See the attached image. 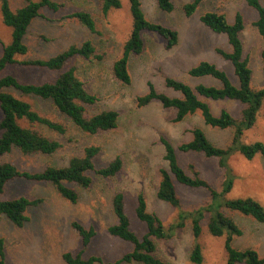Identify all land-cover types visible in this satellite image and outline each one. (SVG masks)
I'll return each mask as SVG.
<instances>
[{"label": "rangeland", "instance_id": "1", "mask_svg": "<svg viewBox=\"0 0 264 264\" xmlns=\"http://www.w3.org/2000/svg\"><path fill=\"white\" fill-rule=\"evenodd\" d=\"M53 1L63 7L56 13L48 9L40 11V17L32 21L25 36L24 43L28 52L25 56H17L16 60H46L71 45L79 46L85 41H90L95 48V55L99 58L75 59L66 68L75 66L76 74L87 90L97 96L98 100L89 108V113L116 111L117 127L112 131L90 136L64 121L68 132L62 137L45 128H38L45 136L61 143L57 152L51 156H23L14 150L9 155L0 157V164L11 163L18 170L30 173L41 171L47 166L61 168L67 166L70 158L80 155L84 147L93 145L100 148V153L94 160L96 169L107 165L115 157L122 160V169L111 179H102L92 173L93 184L89 189L74 184L68 185L78 195L75 204L63 199L55 188L47 183L24 179H14L7 183L0 195V201L25 197L38 201V204L27 208L25 215L28 221L21 228L13 226L5 217H0L4 261L5 264H65L62 260L63 254H77L82 249L81 239L72 227V223L76 222L85 228L92 227L95 231L83 258L95 256L105 262H113L132 250L130 244L107 233V228L116 223L111 205L114 194L124 195L125 213L132 231L139 237L146 233L145 225L135 216L136 198L139 194L143 195L148 212L156 214L165 227L176 223L177 210L156 198L158 170L167 167L160 139L167 140L176 149L180 144L188 142L191 139L189 131L198 127L204 131L211 143L224 148L228 145L232 133L230 130L220 131L206 126L198 113L175 123L174 111L164 109L155 101L145 107H139L136 99L148 92L149 84L158 93L170 98L179 97V93L166 88L165 78L179 81L191 88L198 85L219 87V82L210 77L193 78L188 75V71L201 62L215 65L237 85L232 66L215 52L216 48L226 52L230 50L226 36L212 33L201 24L200 17L205 12L224 14L229 23L233 22L236 13L242 15L245 26L240 39L244 56L248 59L252 71L254 89H260L264 85L261 58L264 42L252 26L257 15L246 4V0H206L190 17L184 15L183 6L192 0H171L174 6L171 13L160 11L154 0H139L146 19L175 30L178 43L167 50L165 40L155 34L143 32V51L130 57L128 70L131 82L124 85L114 79L112 65L121 56L122 47L131 30L128 1L120 0L121 7L111 10L106 16L102 15L99 2L95 0ZM259 1L264 5V0ZM8 2L13 11L25 4L23 0ZM80 10L91 15L95 22V33H90L76 19L67 18L74 11ZM9 42L10 29L2 23L0 14V56L2 46ZM60 73L14 64L7 66L1 76L11 75L25 84H42L55 80ZM8 91L31 103L41 114L63 120L48 103L21 97L13 90ZM206 102L215 116L221 109H225L234 118H239L242 110V105L235 101ZM255 142L264 143V101L257 113L255 124L246 130L240 139L243 145ZM176 154L179 165L187 173L190 172L189 166L193 165L215 190L220 189L224 174L216 159L178 151ZM228 167L234 178L233 187L226 198L250 197L264 207V159L257 155L248 161L240 154H234L228 159ZM176 192L183 211L205 206L209 200L207 192L185 188L179 184H176ZM232 217L242 231L240 237L234 238L233 247L238 250L252 249L263 258L264 224L239 214H232ZM201 228L198 238L201 264H226L225 236L209 235L205 222L201 223ZM154 242L156 254L165 264H193L189 260L193 244L189 219L171 238Z\"/></svg>", "mask_w": 264, "mask_h": 264}, {"label": "trees", "instance_id": "2", "mask_svg": "<svg viewBox=\"0 0 264 264\" xmlns=\"http://www.w3.org/2000/svg\"><path fill=\"white\" fill-rule=\"evenodd\" d=\"M24 6L16 10L10 8L8 0H0V14L2 23L10 29V42L2 46L0 56V157H4L16 150L23 156L44 155L51 156L61 148L58 140L45 136L38 128H45L57 136H65L68 132L67 124L71 123L80 132L94 136L114 130L117 127L118 113L113 110L90 114L98 98L90 93L85 84L76 74L75 66L67 65L75 59L90 60L99 58L95 55V48L90 41L79 46L71 45L63 52L46 60H29L18 62L17 56H25L28 48L24 43L25 36L32 21L40 17L42 9L58 12L63 5L53 0H23ZM99 2L101 13L106 16L111 10L121 7L120 0H95ZM131 17V30L128 39L122 47L121 56L112 65L114 79L124 85L131 82L128 64L132 55L142 53L144 41L143 32L157 35L165 40V48L172 49L178 43L177 32L172 28L151 22L146 19L139 0H127ZM157 8L164 13H171L174 6L171 0H154ZM206 0H192L183 6L186 17L192 16L199 5ZM246 4L256 12L257 19L252 23L257 34L264 42V5L259 0H246ZM67 18L76 19L90 33L96 32L95 22L86 11H74ZM201 24L209 31L225 35L230 50L226 52L216 48L215 52L232 66L237 85H234L224 71L208 62H201L188 71L193 78L210 77L219 82V87L198 85L194 88L165 78L166 88L179 93V97L170 98L156 92L149 84L148 92L136 99L139 107H145L151 102H158L164 109L174 111L173 122H182L185 118L196 113L200 115L204 124L220 131L230 130L231 138L228 145L220 148L211 143L201 128L195 127L189 131L191 139L175 149L167 140L161 138L164 149L166 168L158 170L159 182L156 189L157 200L168 204L177 210L176 223L165 227L158 216L148 212L146 201L142 194L137 195L135 216L145 225L146 233L139 237L132 231L129 219L124 209V195L116 193L111 199L112 211L116 223L107 228L109 236L117 238L132 246V250L113 262H105L100 257L83 258V253L95 236L92 227L85 228L79 223H72V227L79 235L82 249L77 254L65 253L62 260L65 264H165L156 254L155 240L171 238L176 230L185 226L190 220L193 244L189 260L193 264H201L202 255L198 238L201 234V223L205 222L209 235L213 237L225 236L224 251L226 264H264L252 249L238 250L233 247V240L242 235V231L235 222L232 214L252 219L264 224V207L253 198L227 199L226 195L233 187V175L228 167V159L234 154H240L250 161L259 155L264 159V143L255 142L249 145L240 143L246 130L256 121L257 113L264 101V85L260 89L252 87V71L248 59L244 56L240 34L245 22L240 13H236L232 23L227 21L224 14L205 12L200 17ZM262 58V72L264 75V53ZM20 64L42 68L53 72H61L59 76L42 84H25L11 75L1 76L7 66ZM8 90L17 92L21 97L32 98L41 103H48L50 107L63 119L48 117L38 112L31 103L14 96ZM235 101L242 105L239 118H234L227 110L221 109L217 116L213 115L206 101ZM26 126H23V125ZM176 151L202 155L207 159H216L224 176L217 191L201 177L199 171L189 166L187 173L178 163ZM100 153L97 146H86L78 156L70 158L67 166L56 168L47 166L43 170L30 173L18 170L11 163L0 164V195L5 185L14 179H24L31 182H43L52 185L57 193L66 201L75 204L78 200L76 191L68 185L74 184L83 189H89L93 184L92 173L102 179L115 177L122 169V160L115 157L107 165L95 168L94 160ZM176 184L185 188L202 190L209 194L205 206L183 211L176 192ZM38 201H31L25 197L14 200L0 201V217H5L13 226L23 227L28 221L25 212L28 207L35 206ZM4 240L0 238V264H5Z\"/></svg>", "mask_w": 264, "mask_h": 264}]
</instances>
